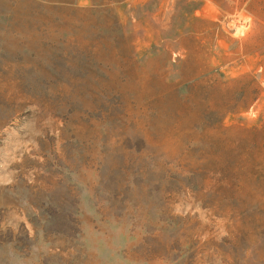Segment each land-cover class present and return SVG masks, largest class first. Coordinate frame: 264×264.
Masks as SVG:
<instances>
[{
  "label": "rangeland",
  "instance_id": "374dc122",
  "mask_svg": "<svg viewBox=\"0 0 264 264\" xmlns=\"http://www.w3.org/2000/svg\"><path fill=\"white\" fill-rule=\"evenodd\" d=\"M0 264H264V0H0Z\"/></svg>",
  "mask_w": 264,
  "mask_h": 264
}]
</instances>
